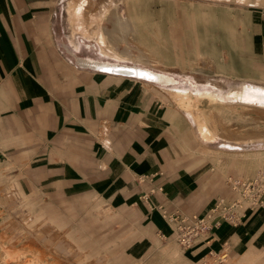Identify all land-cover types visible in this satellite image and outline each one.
<instances>
[{"label":"rangeland","instance_id":"obj_1","mask_svg":"<svg viewBox=\"0 0 264 264\" xmlns=\"http://www.w3.org/2000/svg\"><path fill=\"white\" fill-rule=\"evenodd\" d=\"M47 1L40 7L43 13L28 20H32L34 34L49 46L46 60L50 71L91 73L97 78L111 75L80 67L75 54L168 74L175 85L120 75L115 78L138 89L139 99L148 104L155 101L161 112H169L167 120L176 128L170 137L178 163L192 164L195 172L210 171L201 182L220 187L221 193L227 192L230 178H250L264 166V106L212 103L197 95L222 91L225 85L264 86V80H257L263 72L250 49L251 27L257 16L264 14V0H119L107 16L99 13L96 0H87L86 9L78 13L80 30H75L68 15L71 0ZM93 24L97 25L95 32L87 38ZM0 97L6 99L4 94ZM180 97L191 99L192 108L179 101ZM195 114L205 119L204 126L213 136L202 135ZM10 140V125L0 114V264L264 261V234L260 232L250 239L233 234L223 261L211 256L201 260L173 237L160 235L162 229L166 234L169 231L165 225L156 228L149 209L142 212L118 206L121 202L112 201L109 194L86 192L82 187L59 191L63 185L55 181L43 183L42 176L26 177V167L33 163L26 152H16ZM258 213L246 210L241 222ZM242 243L249 256L241 255Z\"/></svg>","mask_w":264,"mask_h":264},{"label":"crops","instance_id":"obj_2","mask_svg":"<svg viewBox=\"0 0 264 264\" xmlns=\"http://www.w3.org/2000/svg\"><path fill=\"white\" fill-rule=\"evenodd\" d=\"M46 2L0 0V96L6 97H0V114L10 125V144L16 152H26L33 163L24 175L42 176L43 183L55 181L63 185L59 191L77 186L109 194V199L121 202L118 206L149 209L156 228L165 225L169 231H159L164 237H170L172 229L159 208L205 216L217 201L229 198V188L221 193L220 187L201 182L210 171L195 172L192 164L178 163L170 137L176 128L167 120L169 112H161L155 101L148 104L139 99L138 89L130 83L111 73L97 78L91 73L66 74L47 68L49 46L34 34L32 20H28L41 15L40 7ZM67 11L75 30H80L79 10ZM257 17L251 27L250 49L263 72L257 80H264V14ZM85 20L89 23L88 17ZM93 25L87 38L95 32ZM227 87L230 91L264 89L248 83ZM241 224L222 222L187 251L203 260L209 252H225L233 234L244 239L264 234V211L245 217ZM242 245L241 255L249 256Z\"/></svg>","mask_w":264,"mask_h":264},{"label":"built area","instance_id":"obj_3","mask_svg":"<svg viewBox=\"0 0 264 264\" xmlns=\"http://www.w3.org/2000/svg\"><path fill=\"white\" fill-rule=\"evenodd\" d=\"M227 185L233 194L232 198L220 199L214 209L205 216L159 208L163 218L172 227L171 237L182 248L193 249L204 236L219 228L222 222L238 225L246 210L264 211V166L250 178H230ZM208 255L217 258L218 261H223L227 257L224 253L215 252H209Z\"/></svg>","mask_w":264,"mask_h":264},{"label":"bare ground","instance_id":"obj_4","mask_svg":"<svg viewBox=\"0 0 264 264\" xmlns=\"http://www.w3.org/2000/svg\"><path fill=\"white\" fill-rule=\"evenodd\" d=\"M96 1L95 2L98 5L99 13L105 12V14L107 16L109 11L111 10L110 8L118 6L117 2L119 0H96ZM124 2H125V0H124ZM87 5H88L87 0H81V1L80 0H71L69 2V9L80 10V9H84ZM105 38H106V36H104V39ZM122 59H125V58H122ZM76 61L83 68H86V69L98 70V71L116 74V75H122V76L126 75V76L136 77L139 79H145V80H148V81H151L154 83H159V84L166 85V86H173L176 84V81L170 75L165 74V73L155 72L153 70H150L148 68H144V67H141L138 65H127V64H124L122 62H115V63H111L109 61L100 62V61H96V60H92V59H85V58H77ZM222 83H221V85H222ZM215 84H219V83L217 82ZM221 87H223V86H221ZM224 88L226 90H224ZM172 90H174L176 93H181V91H179L176 88H173ZM197 95L201 96V97H207L211 100V102L215 101V102H219V103L228 102V103L239 104V105L264 106V89L237 88V89L230 91L229 88L225 85L223 87L222 91H220V89H219V91L217 90L216 93H198ZM178 100L182 101V103L185 106H187V108L191 107L192 103H193L191 99L189 101H185L187 99L184 97H180V98H178ZM193 111H195V110H193ZM193 111H192V113H194ZM193 116L198 121L199 116H196V114ZM201 118H202V116L199 117V119H200V124H199L200 132L206 138L213 136V132L210 129H207L208 126H204L205 125L204 124L205 119L203 120Z\"/></svg>","mask_w":264,"mask_h":264}]
</instances>
